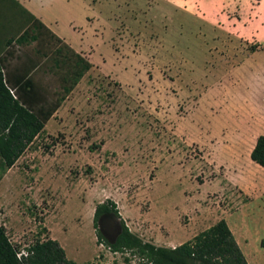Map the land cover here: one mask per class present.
Returning <instances> with one entry per match:
<instances>
[{
  "label": "rangeland",
  "instance_id": "obj_1",
  "mask_svg": "<svg viewBox=\"0 0 264 264\" xmlns=\"http://www.w3.org/2000/svg\"><path fill=\"white\" fill-rule=\"evenodd\" d=\"M78 3L92 67L0 181L11 243L49 238L76 264H125L94 225L111 200L157 247L224 219L264 264V168L250 160L264 135V0ZM11 10L0 2L5 22Z\"/></svg>",
  "mask_w": 264,
  "mask_h": 264
},
{
  "label": "trees",
  "instance_id": "obj_2",
  "mask_svg": "<svg viewBox=\"0 0 264 264\" xmlns=\"http://www.w3.org/2000/svg\"><path fill=\"white\" fill-rule=\"evenodd\" d=\"M33 45V48L29 49ZM89 61L51 33L37 19L0 55V181L91 69ZM51 75L52 80H45ZM250 160L264 168V135H259ZM112 214L120 220L113 243L105 241L99 219ZM94 225L98 241L113 254H128L125 264H248L224 219L174 248L157 247L132 233L120 219L116 204L96 206ZM0 264H76L66 258L56 240L37 239L25 252L12 244L0 224Z\"/></svg>",
  "mask_w": 264,
  "mask_h": 264
},
{
  "label": "crops",
  "instance_id": "obj_3",
  "mask_svg": "<svg viewBox=\"0 0 264 264\" xmlns=\"http://www.w3.org/2000/svg\"><path fill=\"white\" fill-rule=\"evenodd\" d=\"M0 2L8 4L13 11L15 10V14L11 10L7 22H5L6 17L0 16V55L7 40L21 34L33 22V17L76 52L82 54L79 37L86 34L87 20L85 9L80 7L78 0H0ZM74 6L79 8L80 13H78L79 10L74 13ZM229 229L232 231L247 263L257 264L254 255L246 249L247 240H245V236H237L231 226Z\"/></svg>",
  "mask_w": 264,
  "mask_h": 264
},
{
  "label": "water",
  "instance_id": "obj_4",
  "mask_svg": "<svg viewBox=\"0 0 264 264\" xmlns=\"http://www.w3.org/2000/svg\"><path fill=\"white\" fill-rule=\"evenodd\" d=\"M98 228L102 234L114 239L120 232L118 219L112 214L103 215L98 221Z\"/></svg>",
  "mask_w": 264,
  "mask_h": 264
},
{
  "label": "flooded vegetation",
  "instance_id": "obj_5",
  "mask_svg": "<svg viewBox=\"0 0 264 264\" xmlns=\"http://www.w3.org/2000/svg\"><path fill=\"white\" fill-rule=\"evenodd\" d=\"M105 215H107V214H105Z\"/></svg>",
  "mask_w": 264,
  "mask_h": 264
}]
</instances>
